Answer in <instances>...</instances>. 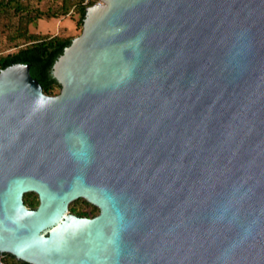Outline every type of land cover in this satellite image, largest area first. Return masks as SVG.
Returning a JSON list of instances; mask_svg holds the SVG:
<instances>
[{"label":"water","instance_id":"obj_1","mask_svg":"<svg viewBox=\"0 0 264 264\" xmlns=\"http://www.w3.org/2000/svg\"><path fill=\"white\" fill-rule=\"evenodd\" d=\"M103 2L53 65L58 94L30 64L0 71V252L264 264V0Z\"/></svg>","mask_w":264,"mask_h":264},{"label":"trees","instance_id":"obj_2","mask_svg":"<svg viewBox=\"0 0 264 264\" xmlns=\"http://www.w3.org/2000/svg\"><path fill=\"white\" fill-rule=\"evenodd\" d=\"M32 1L0 0V36L6 33L7 42L10 43L8 48H14L7 53L0 51V71L18 62L30 64V72L41 83L43 91L55 95L59 93L61 84L53 74V65L74 36L33 33L29 25L43 17H58L70 12H76L79 15L78 22L82 24L87 6L82 4V0H62L60 10L49 7L44 11ZM24 202L28 207L36 208L39 205L38 194L26 193ZM70 208L81 216H92L99 212L97 206L83 198L72 202ZM3 260L6 264H31L9 253L3 256Z\"/></svg>","mask_w":264,"mask_h":264},{"label":"rangeland","instance_id":"obj_3","mask_svg":"<svg viewBox=\"0 0 264 264\" xmlns=\"http://www.w3.org/2000/svg\"><path fill=\"white\" fill-rule=\"evenodd\" d=\"M34 5L40 6L42 10L47 11L49 7L54 10H60L62 0H33ZM43 21L35 26V31L40 34L53 35L59 34L61 36H78L82 31V24L78 22L79 15L76 12H70L67 15L58 17H43ZM10 45L6 39V33L0 36V51L7 53L14 50L8 48ZM60 92V91H59ZM1 255V254H0ZM3 256V255H2Z\"/></svg>","mask_w":264,"mask_h":264},{"label":"built area","instance_id":"obj_4","mask_svg":"<svg viewBox=\"0 0 264 264\" xmlns=\"http://www.w3.org/2000/svg\"><path fill=\"white\" fill-rule=\"evenodd\" d=\"M103 3V0H82V4L87 7L91 5H102ZM0 264H6L2 255H0Z\"/></svg>","mask_w":264,"mask_h":264},{"label":"crops","instance_id":"obj_5","mask_svg":"<svg viewBox=\"0 0 264 264\" xmlns=\"http://www.w3.org/2000/svg\"><path fill=\"white\" fill-rule=\"evenodd\" d=\"M43 20H44V19L41 18V19L38 20L37 23H32V24H30V25H29V29H30V31L33 32V33H38V32L35 31L34 28H35V26H36L37 24H39V23H40L41 21H43Z\"/></svg>","mask_w":264,"mask_h":264},{"label":"flooded vegetation","instance_id":"obj_6","mask_svg":"<svg viewBox=\"0 0 264 264\" xmlns=\"http://www.w3.org/2000/svg\"><path fill=\"white\" fill-rule=\"evenodd\" d=\"M70 211H71V208H70ZM71 212H72V211H71ZM72 213H74V214H76V215H78V216H81V215H79V214H77V213H75V212H72ZM98 213H99V212H98ZM98 213H97V214H98ZM97 214H95V215H97ZM95 215H92V216L88 215V216H86V217H93V216H95ZM0 254L3 255V256H6L8 253H5V252L2 253V252H0Z\"/></svg>","mask_w":264,"mask_h":264}]
</instances>
